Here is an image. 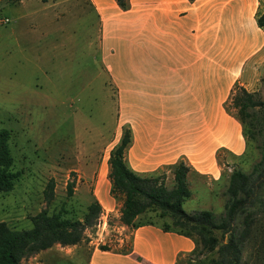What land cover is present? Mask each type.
<instances>
[{
    "label": "rangeland",
    "instance_id": "obj_1",
    "mask_svg": "<svg viewBox=\"0 0 264 264\" xmlns=\"http://www.w3.org/2000/svg\"><path fill=\"white\" fill-rule=\"evenodd\" d=\"M99 25L93 0H0V130L10 131L13 170L20 175L13 190L0 193V223L28 230L44 209L84 221L91 203L102 206L80 243H57L25 257L24 264H89L96 247L132 249L136 227L122 220L124 196L110 191L106 177L111 148L126 127L117 116V91L100 50ZM258 91L264 99V76ZM262 144L252 140L249 158L237 159L234 168L252 170ZM169 169L158 174L168 177ZM70 181H75L73 194ZM228 181L218 189L220 198L200 194L184 209L223 213ZM173 182L172 177L166 181L169 187ZM159 213L149 211L138 222H170ZM261 235L245 249L252 264H264ZM213 256L199 246L178 264H212Z\"/></svg>",
    "mask_w": 264,
    "mask_h": 264
},
{
    "label": "crops",
    "instance_id": "obj_2",
    "mask_svg": "<svg viewBox=\"0 0 264 264\" xmlns=\"http://www.w3.org/2000/svg\"><path fill=\"white\" fill-rule=\"evenodd\" d=\"M93 1L117 116L132 132L126 163L149 176L185 160L189 199L220 198L247 148L230 97L237 86L258 91L264 76V0H128L127 9ZM196 246L190 236L145 223L134 229L130 251L96 247L89 264H178Z\"/></svg>",
    "mask_w": 264,
    "mask_h": 264
},
{
    "label": "trees",
    "instance_id": "obj_3",
    "mask_svg": "<svg viewBox=\"0 0 264 264\" xmlns=\"http://www.w3.org/2000/svg\"><path fill=\"white\" fill-rule=\"evenodd\" d=\"M116 2L123 9L129 6L128 0ZM258 23L264 29V13L259 15ZM228 110L242 123L247 140L246 151L239 159L247 161L252 140L263 144L258 146L261 157L253 163L252 170L236 167L231 171L223 213L217 214L209 209L188 212L184 209L185 202L192 196L188 181L191 168L185 160L169 167L175 175L172 187L166 183V172L141 176L132 170L125 161V150L132 141L131 129L127 127L111 151L109 176L112 192L124 196L122 220L125 224L135 227L145 224L138 222L141 215L156 210L161 218H170V222L159 223L165 230L194 238L197 244L194 251L200 246L203 252L214 254L212 264H252L245 260L244 253L256 234L262 233L258 244L264 252V99L259 91L237 86L230 97ZM9 140L10 131L0 130V193L13 190L20 178L19 173L13 170L14 157ZM74 188L75 181H70V194L74 193ZM53 194L52 182L46 190L49 201ZM101 209L99 202L91 203L84 221L44 209L32 217L33 227L28 230L12 229L1 222L0 264H24L25 257L57 243L63 246L80 243L85 229L93 224ZM102 249L109 250L106 247Z\"/></svg>",
    "mask_w": 264,
    "mask_h": 264
}]
</instances>
